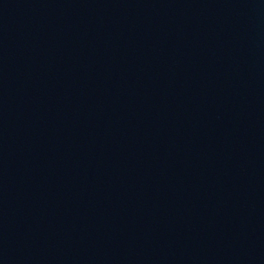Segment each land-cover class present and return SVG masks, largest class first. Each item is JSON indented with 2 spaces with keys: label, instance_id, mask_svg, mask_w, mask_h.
<instances>
[{
  "label": "water",
  "instance_id": "95a60500",
  "mask_svg": "<svg viewBox=\"0 0 264 264\" xmlns=\"http://www.w3.org/2000/svg\"><path fill=\"white\" fill-rule=\"evenodd\" d=\"M0 264H264V0H0Z\"/></svg>",
  "mask_w": 264,
  "mask_h": 264
}]
</instances>
